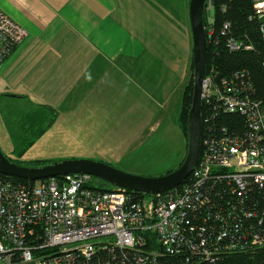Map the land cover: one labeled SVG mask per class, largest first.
I'll list each match as a JSON object with an SVG mask.
<instances>
[{
  "label": "crops",
  "instance_id": "0c3cea01",
  "mask_svg": "<svg viewBox=\"0 0 264 264\" xmlns=\"http://www.w3.org/2000/svg\"><path fill=\"white\" fill-rule=\"evenodd\" d=\"M0 9L28 31L0 69V145L8 156L22 158L34 133L59 138L53 129L65 125L71 136L69 127L80 128L94 152H102L99 140L116 157L147 143L179 105L193 60L190 0H0ZM136 90L146 101L120 117ZM52 109L58 115L49 125ZM90 109L108 112V138L95 131Z\"/></svg>",
  "mask_w": 264,
  "mask_h": 264
},
{
  "label": "built area",
  "instance_id": "2783aa9c",
  "mask_svg": "<svg viewBox=\"0 0 264 264\" xmlns=\"http://www.w3.org/2000/svg\"><path fill=\"white\" fill-rule=\"evenodd\" d=\"M252 1L264 35V0ZM212 9L207 0L204 10ZM27 37L0 9V69ZM213 72L205 77L202 101L242 113L248 128L242 135L203 136L199 161L180 186L146 194L95 186L90 174L24 183L0 173V264H77L97 257V264H162L176 253L189 264H206L214 256L264 248L262 233L234 230L236 207L218 217L212 210L209 218L196 214L206 205L202 187L208 182L232 180L240 190L264 185V101L253 99L252 87L237 76L217 82ZM102 237L110 239L96 241Z\"/></svg>",
  "mask_w": 264,
  "mask_h": 264
},
{
  "label": "trees",
  "instance_id": "16d2710c",
  "mask_svg": "<svg viewBox=\"0 0 264 264\" xmlns=\"http://www.w3.org/2000/svg\"><path fill=\"white\" fill-rule=\"evenodd\" d=\"M213 16L210 17L204 10V23L206 26L208 52L206 61V75L211 71L216 75V81L234 79L237 82L249 85L254 90L252 98L264 101V35L261 31L262 21L256 14L252 0H212ZM211 18V19H210ZM213 31L210 34V31ZM230 43H237L238 48H233ZM191 68L194 70L192 60ZM248 86V88H250ZM194 74L184 88L182 108L178 116V124L186 137L189 145V111L193 98ZM54 116L50 119L53 123L58 113L54 109ZM202 138L217 139L225 135H242L248 128L249 120L240 112L219 111L215 108L213 99L202 102ZM201 138V139H202ZM11 159V158H10ZM14 161V159H11ZM184 160V159H183ZM21 164L17 161H14ZM53 161L37 160L31 166H40ZM183 162V161H182ZM181 162V163H182ZM24 182L34 181L10 176ZM92 183V182H91ZM180 186V185H179ZM105 189V188H104ZM204 196L201 201L198 218H209L213 212L214 217L227 210L237 209L238 223H231L233 228L241 234L260 232L264 235V185L254 184L252 188L240 190L232 180H213L202 187ZM142 195L141 193H137ZM196 197V196H195ZM233 205V206H230ZM245 207L243 213L241 207ZM212 210V212H211ZM194 214L191 215L193 217ZM246 229V230H245ZM32 237L28 239L31 240ZM105 258L106 255H102ZM98 258V257H97ZM94 258L89 262L79 261L77 264H97L100 259ZM162 264H189L184 254H173L167 259H161ZM206 264H264V248L249 252L226 253L214 256Z\"/></svg>",
  "mask_w": 264,
  "mask_h": 264
},
{
  "label": "rangeland",
  "instance_id": "374dc122",
  "mask_svg": "<svg viewBox=\"0 0 264 264\" xmlns=\"http://www.w3.org/2000/svg\"><path fill=\"white\" fill-rule=\"evenodd\" d=\"M208 14L212 17L213 11L210 10ZM186 68H188V64L186 65ZM158 69L159 68L156 64L153 69L154 74L159 73ZM193 74L194 70L191 68V71H189L187 75L188 78L186 77L187 82H189L191 76L193 77ZM136 93L135 105H131L129 108L127 104L130 103V101L124 102V106L121 107L120 117L132 113L134 108H138L144 104L146 101L145 90H136ZM156 94L157 96H160V92H156ZM182 96L183 93L179 90L176 97L177 100L179 99V105H177L176 101H174L172 108L169 111L167 120L163 123L162 127H157V130L154 128L152 138L147 143L144 145H141L140 143L134 144L135 147L130 152H123L122 154L120 152L119 154L116 152V154H114L118 155L116 157L108 152V147L104 145L102 146V142L99 140L96 145L101 147L100 151L102 152H94V150L87 144L82 143V132L80 128L69 127V129L73 132L71 136V131H69L68 127L65 125L60 127H56L55 125L53 129L55 130L56 136L59 138L54 139L50 137L49 131L37 132L38 134L34 133L30 135L27 139H32V142H30L32 144L28 143L27 140L24 141L22 146L28 144L29 149L28 151L26 150L25 153L21 154L22 158H16L13 154H11V156H8L9 154L6 155L9 158L13 157L12 159H14V161H20L19 163L24 166H31L37 160L62 161L72 159H89L109 163L110 165L130 174L147 177H159L165 175L170 171L177 169L180 166L182 159L180 155L182 148L184 147V135L177 124V120H173V118H171L173 115L175 116V119L179 116L182 108ZM88 113L90 116V122L93 124H99V126L92 125L94 126L95 131H98L101 135L104 131V139L108 138L107 132L109 131L111 125H104V120L108 112L99 113L90 109L88 110ZM167 113L168 111L166 114ZM18 114L24 113L19 111ZM154 114H156V112H154ZM78 119L82 121L81 118ZM48 124H52L51 120ZM124 126L125 125L123 124V127ZM99 138L101 139V137ZM89 155H95V158H92ZM92 184L105 189L116 188L115 185L96 176L92 177ZM146 198L147 201L151 200V196L149 195H147ZM109 239V237H102L96 239V241L106 242Z\"/></svg>",
  "mask_w": 264,
  "mask_h": 264
},
{
  "label": "water",
  "instance_id": "95a60500",
  "mask_svg": "<svg viewBox=\"0 0 264 264\" xmlns=\"http://www.w3.org/2000/svg\"><path fill=\"white\" fill-rule=\"evenodd\" d=\"M207 0H190V21L193 33L194 87L189 111V145L180 166L159 177L130 174L109 163L89 159L53 161L40 166H24L11 160L0 148V173L32 181L67 174H90L117 187L152 194L183 184L196 167L201 155L202 94L206 77L208 40L204 23Z\"/></svg>",
  "mask_w": 264,
  "mask_h": 264
}]
</instances>
